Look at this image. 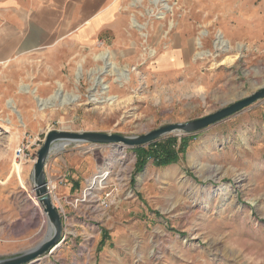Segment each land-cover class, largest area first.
Here are the masks:
<instances>
[{
  "label": "rangeland",
  "instance_id": "1",
  "mask_svg": "<svg viewBox=\"0 0 264 264\" xmlns=\"http://www.w3.org/2000/svg\"><path fill=\"white\" fill-rule=\"evenodd\" d=\"M118 2L116 31L0 63V152L12 156L28 140L36 156L49 130L140 135L264 86V0ZM168 136L190 138L178 161L149 160L138 173L122 143L54 150L47 163L66 159V179L49 176L62 238L27 264H264V98L196 133L159 139ZM105 168L102 186L87 189Z\"/></svg>",
  "mask_w": 264,
  "mask_h": 264
},
{
  "label": "crops",
  "instance_id": "2",
  "mask_svg": "<svg viewBox=\"0 0 264 264\" xmlns=\"http://www.w3.org/2000/svg\"><path fill=\"white\" fill-rule=\"evenodd\" d=\"M121 15L118 0H0V63L15 66L21 58L61 45L66 39L90 42L102 32L122 26ZM61 154L65 152L46 164L47 181L53 174H58L60 181L65 178L66 159ZM11 159L10 151L5 155L0 152V257L20 253V246L48 225L41 207L29 197L34 196L32 163L22 171L15 165L16 175ZM22 182L28 185V193ZM68 185L70 191L73 185ZM53 203L60 207L57 201ZM77 209L73 215L79 214Z\"/></svg>",
  "mask_w": 264,
  "mask_h": 264
},
{
  "label": "water",
  "instance_id": "3",
  "mask_svg": "<svg viewBox=\"0 0 264 264\" xmlns=\"http://www.w3.org/2000/svg\"><path fill=\"white\" fill-rule=\"evenodd\" d=\"M264 98V86L257 88L249 95L240 97L219 109L202 117L183 123H170L159 126L146 133L126 136L117 133L97 131L71 132L64 130H49L45 133L41 145L36 151L35 161L32 164V189L35 198L48 221V230L45 236L34 246L15 255L0 257V264H27L38 260L50 249L58 245L62 238L63 222L60 210L54 205L50 191L48 190L45 166L51 153L57 145L70 142L87 143H122L129 147L145 146L159 139L164 134L171 132L193 134L207 128L258 99ZM66 145V146H67ZM65 147V146H64ZM62 147V148H64ZM61 148V149H62Z\"/></svg>",
  "mask_w": 264,
  "mask_h": 264
},
{
  "label": "trees",
  "instance_id": "4",
  "mask_svg": "<svg viewBox=\"0 0 264 264\" xmlns=\"http://www.w3.org/2000/svg\"><path fill=\"white\" fill-rule=\"evenodd\" d=\"M187 136L178 139L176 136L157 139L145 146L133 147L136 156L134 172H141L146 163L151 160L153 165L163 167L178 161L179 156L186 149Z\"/></svg>",
  "mask_w": 264,
  "mask_h": 264
},
{
  "label": "built area",
  "instance_id": "5",
  "mask_svg": "<svg viewBox=\"0 0 264 264\" xmlns=\"http://www.w3.org/2000/svg\"><path fill=\"white\" fill-rule=\"evenodd\" d=\"M32 143H30L28 140H24L22 142H19L16 147L12 151V159H11V170L14 172V174L17 175L16 170L14 169L15 165H19L22 169V167L28 163H32L35 161V155L30 153V147ZM22 171V170H21ZM48 185V190L50 191L52 195V189L53 187L51 186L50 182L47 181ZM53 200V199H52ZM58 209H61L59 207Z\"/></svg>",
  "mask_w": 264,
  "mask_h": 264
},
{
  "label": "bare ground",
  "instance_id": "6",
  "mask_svg": "<svg viewBox=\"0 0 264 264\" xmlns=\"http://www.w3.org/2000/svg\"><path fill=\"white\" fill-rule=\"evenodd\" d=\"M217 39H220V37H218ZM223 41L222 40H218V47H222L223 46ZM225 45V44H224ZM217 47V46H216ZM62 88V85L60 84V86H59V90ZM32 91H34V90H32ZM60 98V97H59ZM38 103H39V105H41V106H44L45 104H46V101H47V99H38ZM9 107L12 109V110H15L14 109V105H13V102H10V104H9ZM67 145V143H63V144H61L60 146L59 145H57L56 147H55V150H57V149H60V148H62V147H64V146H66ZM17 167H20L19 165H16ZM107 175H108V170L105 168V169H103V170H101L100 172H98L97 174H95L90 180H89V183H88V186H87V189H89V188H91V187H95V186H98V187H101L102 186V184L104 183V180H105V178L107 177Z\"/></svg>",
  "mask_w": 264,
  "mask_h": 264
}]
</instances>
